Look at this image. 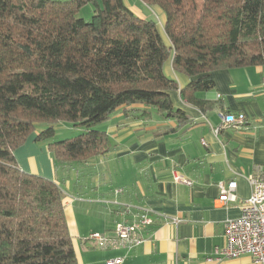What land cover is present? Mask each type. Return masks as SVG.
I'll return each mask as SVG.
<instances>
[{"label":"trees","instance_id":"trees-1","mask_svg":"<svg viewBox=\"0 0 264 264\" xmlns=\"http://www.w3.org/2000/svg\"><path fill=\"white\" fill-rule=\"evenodd\" d=\"M141 1L162 10L165 37L124 0H0V264H78L61 188L14 156L37 124L56 168L83 163L113 148L92 128L116 109L182 121L170 92L206 111L197 94L214 88V70L264 66V0ZM87 4L90 21L78 17ZM169 61L185 87L165 73ZM60 121L85 132L51 141Z\"/></svg>","mask_w":264,"mask_h":264},{"label":"crops","instance_id":"crops-1","mask_svg":"<svg viewBox=\"0 0 264 264\" xmlns=\"http://www.w3.org/2000/svg\"><path fill=\"white\" fill-rule=\"evenodd\" d=\"M138 1L147 6L141 0H124L144 18L146 9ZM152 8L165 37L164 13ZM164 70L179 89L187 85L188 77L175 71L170 61ZM212 79L214 88L197 94L211 104L206 111L184 102L179 90L170 92L174 108L186 116L182 121L164 118L142 104L116 109L103 122L113 148L82 163L92 179L90 195L71 192L69 181L61 186L46 143L35 141L37 131L14 151L21 170L61 188L78 264H106L117 256L123 257L122 264H257L249 255L224 258L216 252L225 243V221L239 216L250 194L249 178L257 168L264 171V66L218 69ZM239 113L246 117L243 125L223 123L221 116ZM175 174L192 184L176 183ZM230 180L237 183L236 199L224 206L217 202L218 183ZM124 205L155 212L153 225L143 231L144 241L130 250L96 247L89 234L110 236L116 223L131 219Z\"/></svg>","mask_w":264,"mask_h":264},{"label":"built area","instance_id":"built-area-1","mask_svg":"<svg viewBox=\"0 0 264 264\" xmlns=\"http://www.w3.org/2000/svg\"><path fill=\"white\" fill-rule=\"evenodd\" d=\"M224 124L239 127L246 122L244 114H226L221 116ZM216 132L218 129L215 130ZM176 183L190 186L192 182L182 175L175 174ZM251 191L249 196L240 205L238 217L228 219L224 223L225 243L223 248L216 252L219 257L232 258L241 255H249L253 262L264 264V171L257 168L249 178ZM235 180L219 182V194L217 202L226 206L235 201ZM124 214L130 216V220H123L115 224L112 235L92 233L88 240L96 247H121L130 250L144 241L143 231L154 223V211L151 208L133 205H124ZM177 224V219L171 220ZM123 257L110 258L106 264H122Z\"/></svg>","mask_w":264,"mask_h":264},{"label":"rangeland","instance_id":"rangeland-1","mask_svg":"<svg viewBox=\"0 0 264 264\" xmlns=\"http://www.w3.org/2000/svg\"><path fill=\"white\" fill-rule=\"evenodd\" d=\"M130 1L132 3L134 2V0H130ZM138 2H139L138 4L140 5L142 4L140 3V1ZM132 5H135V4H132ZM141 6L146 9V13L144 12L143 14L144 18H148V19L153 18L158 23L159 19L157 20V17H156L157 15H156L155 10L152 7L149 8L148 6H144V5H141ZM134 7H138L137 9H139L140 6L135 5ZM93 10H94V6L92 4H87L86 6L81 8V10L78 13V17H81L85 21H90L91 16L93 14ZM135 13L137 14V12ZM159 28H161L160 25H159ZM45 127H47V124H43V123L37 124L36 131H40L44 129ZM103 127H104V123H101V124L95 125L92 129L103 130ZM53 128H54V135L50 139L51 141H60L66 138L74 137L76 135H79L85 132V129L83 127L74 126L71 123H68L65 121L56 122ZM37 143L44 144L46 143V141L37 142ZM80 165L82 166V163L73 162L64 167L56 168L58 172V176L61 177L59 183L61 184L62 187H66L65 185L69 181L71 182V188H70L71 192L80 193V195H87L88 193V195H90L88 189L90 187V183L92 182V179L89 176H86V173L83 172V169H84L83 166L80 168V170L78 169V166ZM71 192L66 190V193H68L69 195H71Z\"/></svg>","mask_w":264,"mask_h":264}]
</instances>
